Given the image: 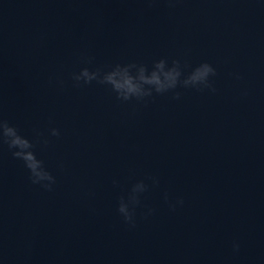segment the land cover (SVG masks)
<instances>
[{
  "label": "water",
  "instance_id": "water-1",
  "mask_svg": "<svg viewBox=\"0 0 264 264\" xmlns=\"http://www.w3.org/2000/svg\"><path fill=\"white\" fill-rule=\"evenodd\" d=\"M83 56L207 61L217 91L121 103L73 87ZM0 115L61 130L36 148L51 192L0 146V264H264V0H0ZM139 180L129 228L117 204Z\"/></svg>",
  "mask_w": 264,
  "mask_h": 264
},
{
  "label": "clouds",
  "instance_id": "clouds-1",
  "mask_svg": "<svg viewBox=\"0 0 264 264\" xmlns=\"http://www.w3.org/2000/svg\"><path fill=\"white\" fill-rule=\"evenodd\" d=\"M173 2V0H169ZM93 57L83 56L81 63L84 65L78 70L70 73V80L73 87H83L93 82L107 86L115 98L121 103L135 101L136 103H144L155 95H165L172 93L173 99H180L178 88L195 89L203 92L205 90L215 93L214 78L218 75L217 69L213 64L202 61L194 67L188 69L186 63H182L181 59H169L162 57L153 60L151 65L144 62L114 63L104 66L90 67L93 63ZM235 79L240 80V74H234ZM55 84L63 87L65 81L57 78ZM50 83L53 81L50 79ZM247 91H243L241 95L246 96ZM49 136H45L43 132L34 130V138L29 139L22 135L19 128L11 124L7 119L0 115V146L7 145L13 158L23 162V166L28 170V179L33 185H39L45 191H53L57 183L56 177L45 166V162L38 158L36 148L38 145L48 146L51 141L49 137L61 136V130L51 127ZM60 168L64 165L61 163ZM153 185L159 183L156 177H147ZM118 181L113 180V184ZM149 184L144 180H139L131 186L127 196H120L117 204V213L123 222L129 228L136 227V209L141 206V195L147 192ZM164 200L168 204L170 210L175 211L178 206H183V198H177L175 201L169 200L168 194H164ZM154 209H148L144 213L145 217L152 215ZM232 248L234 252H238L240 244L233 241Z\"/></svg>",
  "mask_w": 264,
  "mask_h": 264
}]
</instances>
